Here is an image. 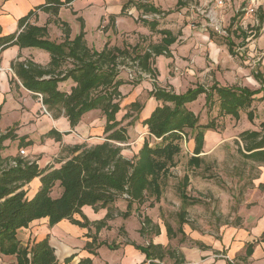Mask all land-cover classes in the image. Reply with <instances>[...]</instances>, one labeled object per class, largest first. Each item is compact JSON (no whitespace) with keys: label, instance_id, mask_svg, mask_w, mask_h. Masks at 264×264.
Segmentation results:
<instances>
[{"label":"trees","instance_id":"16d2710c","mask_svg":"<svg viewBox=\"0 0 264 264\" xmlns=\"http://www.w3.org/2000/svg\"><path fill=\"white\" fill-rule=\"evenodd\" d=\"M71 1L45 0L43 4L31 9L18 19L14 32L0 34V50L15 44L47 51L50 60L45 66L29 60L12 63L21 84L36 96L40 94L46 111L53 118L60 115L66 117L71 128L81 121L85 113L99 109L105 118L103 132L107 134L103 141L89 147L82 144L67 146L69 156L62 159L58 167L40 168L35 161L17 156L11 157L17 160L15 166L0 168V254L14 255L15 261L11 264H60L47 236L30 246L20 244L17 239V230L27 227L34 219L48 217L49 226L68 219L86 227L89 221L82 208L90 206L94 211L107 210L105 216L94 224L95 230H99L104 226L108 227V220L117 212L115 203L120 195L126 200V210L121 213L123 217L130 214L133 203L137 204V212L139 205L149 195H154L155 200H158L163 180L167 179L170 167L175 165V157L181 150L178 141L186 137L188 132L193 134L194 145L193 154L187 163L194 167L200 166L203 162L199 154L202 152L204 132L216 127L213 118L200 123L199 117L187 107L200 94H204L205 106L210 110L215 100H218V115L238 119L240 110L249 108L254 95L259 92L246 86H222L216 82L208 87L196 84L183 92L159 86L156 82L158 70L155 59L159 55L171 56L169 46L176 41V36L166 28L157 30L161 36L159 42L149 43L146 47L136 43L112 48L105 44L97 51L86 46L82 30L70 38V27L64 20L55 19L63 26L64 38L60 42L48 37L46 25L28 21L37 10L57 15L59 8ZM130 2L131 0H127L122 6V13L126 12ZM136 6L143 12H160L152 5L137 3ZM140 20L146 19L141 17ZM144 22L149 24L151 30L157 25L155 20ZM231 45L229 50L232 49ZM127 61H136L140 69L153 79L148 94L158 101L151 113L141 121L147 127L148 138L144 139L138 152L130 158L121 153V145L117 144L128 140L126 128L121 123L129 112H125L122 119H116L121 97L118 90L121 83L117 78L120 72L118 66ZM254 77L261 81L259 72ZM68 79L73 84L68 90L60 89L59 83ZM139 82L140 77L134 80V84ZM137 105L135 102L131 103V106ZM246 114L249 120L253 118L252 110H248ZM259 126V130H244L239 133L241 146L238 140L236 142L244 157L264 164V121ZM14 130L15 127H12L0 133V148L5 139L15 137ZM46 136L59 140L61 134L51 129ZM149 138L156 140L154 145H150ZM20 142L24 145L31 144L30 141ZM4 159L7 160L8 157ZM38 176L40 186L28 197L24 187ZM188 181V174H184L179 184L180 197L186 203L189 202V196L185 193ZM56 182L60 193L53 197L51 192ZM182 212L179 213L180 223L184 221ZM75 214L80 215L82 221L74 218ZM149 224L157 234V225L148 216H144L141 221L140 233ZM166 229L168 236H171L169 224ZM178 230L181 231V228ZM133 245L146 255L149 264H161L166 252L163 246L152 242L145 246ZM86 248L93 250L91 242L86 244ZM167 253L171 254L170 251ZM70 258L71 256L64 261L67 262ZM77 264H90V259H82Z\"/></svg>","mask_w":264,"mask_h":264},{"label":"rangeland","instance_id":"374dc122","mask_svg":"<svg viewBox=\"0 0 264 264\" xmlns=\"http://www.w3.org/2000/svg\"><path fill=\"white\" fill-rule=\"evenodd\" d=\"M113 8H115V4H112V9ZM179 8L181 9L180 6H175L173 9L169 8L174 14L168 18H166L168 10H160V12H121L124 16H118L120 18L118 23L115 22L116 17L114 15L107 16L106 13L101 14L98 7L79 12L77 20L73 19L70 12L66 10H63L60 13L61 17L58 18L66 21L69 27L72 28L70 29L69 37L73 35L72 31L75 33L74 36H76L82 30L84 32L83 38L86 46L97 51L101 50L105 44L112 48L115 46L122 47L124 44L134 45L136 43L141 47H146L149 43L158 42L161 37L160 34L151 30L149 24L144 21L155 20L159 27H164V25L169 26L176 34L181 33L182 26L189 24L192 32L189 35L190 42L186 43L184 37L178 38L177 43H174L176 48L173 50L176 56L173 55V60L167 58L165 62H163V59L156 57L157 64L155 63V66L157 65V70H160L158 72L159 75L156 77L157 84L159 86H165L166 88H172L178 92H183V90L188 86L190 87L191 84L209 86L214 80L213 72L212 70L202 72V70H204V65L209 66L210 62L214 63V61L219 63L220 71L225 75L227 83L230 82L232 85H243L247 82L246 77L248 76L243 75L244 78L241 79L240 77L238 78L237 75V78L231 81L232 79L227 76L226 71H237L239 67H243L246 68L247 72L249 71V74H252L253 77L256 72H261V59L259 64L252 67L243 56L236 54L235 48L238 45L244 44L245 41L240 40L241 38L238 36H235L233 39L231 38L230 35L233 29L232 24L227 25L221 21L220 11L218 17L220 23H222L223 32H218L211 26L203 29L199 26V20L201 18L196 17V21L191 17L188 18L187 16H190L188 12H182ZM154 13H156V16ZM127 14L134 20L127 17ZM143 14H148L149 18H144L146 19L144 21L140 20ZM82 15L85 20L81 19ZM52 16L50 19H53ZM80 19L82 21H80ZM54 24L56 23L54 22ZM56 25V28L51 31V35L48 36L55 41L64 38L62 32L63 26L59 23ZM107 32L109 36L105 39ZM226 33H228V36ZM263 33L264 32H262V34ZM258 34L259 33H256L255 36ZM228 39L233 41L231 49L232 55L226 54L224 49H222L226 47ZM211 41L216 43L219 48L222 47V53L213 56V58H211L212 54L210 50H208V43ZM185 44L190 46L188 50L186 49L187 45L183 47ZM181 49H185V51L181 52ZM258 51L264 50L258 49ZM162 58L166 57L162 56ZM128 62L129 61H127L126 64ZM126 64L118 66L120 72L117 78L121 81L118 90L121 97L119 100L120 110L116 114V119H122L125 112H129L121 123L126 128L128 140L125 142H117V144L121 145V153L130 158L138 152L144 139L148 138L147 127L141 123L143 118L142 109L150 99L148 94L150 91L149 83L152 84L153 79L150 77H140V82L134 84V80L138 77L132 78L129 76V72L134 73L133 67L127 66ZM172 79L173 84L169 82V80ZM255 81L257 82L255 86H258L260 81ZM63 82H66V80ZM59 88L62 89L64 86L60 85ZM40 102L39 100V103ZM133 102L138 105L131 106ZM256 104L251 106L254 117L253 120L249 122L246 117L247 109H242L240 117L234 119L227 115H218V100H215L211 110L205 106V99L202 94L199 98L197 97L194 101L189 102L187 107L199 117L201 122H206L213 118L216 125L215 130H210L206 134L207 136L204 140L202 152L200 153L203 162L197 167L188 165L187 160L192 155L194 145L193 134L188 132L186 137L178 141L181 150L175 157V165L170 167L169 175L167 179H165L166 181L163 180L164 183L162 185V193L159 201L155 200L154 195L147 196L145 202L139 205L137 209L139 215L135 213V218H131L132 224L128 225L129 229L133 231L132 228L134 226L141 227L143 217L149 216L150 218H156L157 221L161 222L163 225L164 223H168L170 227L176 231V236L172 238L174 244H180L181 242L193 244L192 241L186 238L187 236L182 237L180 232L177 231L180 225L179 213L181 211H183L182 218L184 217L185 220L182 227L196 230L200 232L201 235L210 234L215 238H219L218 231L221 224L234 223L237 221V213L241 211L242 207H245L244 205L246 204L243 203V200L246 197H250L248 195H250L252 188V180L258 174L256 163L259 162L253 163V160L244 157L238 149V144L241 146L242 143L238 137L239 133L250 127L259 128L260 120L264 119V104L259 102ZM40 110L41 111L38 110L37 115H34V123H37L44 110L41 104ZM41 121L42 120H40V122ZM104 121V115L99 109L85 113L79 128L82 130H78L77 137H73L71 140L67 141L68 144H58L55 138V140L52 139L50 140L51 142H48L49 140L46 133L40 134L44 131V126L41 123L36 124L37 128L33 131L35 140L31 141L35 143V145L36 143L39 144V146H33L31 149L26 148V159L37 161L40 167L59 165L62 159L69 156L67 146L70 147L75 144H82L85 147H89L103 141L107 134L103 132ZM59 133L62 136V134L67 135L70 132ZM70 136L71 135L67 136L66 139H69ZM73 139L77 142H74ZM148 140L150 145H154L156 142L154 138H149ZM236 140L239 141L238 144ZM20 141L23 140L20 139ZM42 144H44V148H46V153L40 151L41 148H37L41 147ZM20 146L26 147L24 143L21 142L19 148ZM184 174H188L189 176L188 184L185 187V193L189 196V202L187 203L186 201H184L185 203L183 202L179 194V184ZM59 193L60 187L55 184L52 188L51 195L55 197L59 195ZM27 196H29V194H27ZM117 202L125 204L123 195H120ZM135 206V204L132 205V209H135ZM115 211H117L116 214L118 219L122 220L121 218H125L120 214L121 212L118 208H116ZM114 222L118 223L116 221ZM137 231L140 232V228L137 229ZM154 231L152 225L149 224L146 226L144 232L140 233L142 237L137 236L134 231L131 235L139 242L145 244V241L151 238ZM124 233L125 231L120 226L119 234L124 236ZM112 237L113 234L110 232H107L105 235L106 240ZM106 257H109V255H106ZM170 263L171 260H169L167 256L161 261V264Z\"/></svg>","mask_w":264,"mask_h":264},{"label":"crops","instance_id":"0c3cea01","mask_svg":"<svg viewBox=\"0 0 264 264\" xmlns=\"http://www.w3.org/2000/svg\"><path fill=\"white\" fill-rule=\"evenodd\" d=\"M44 1L45 0H0V34H8L14 32L17 29L18 19L27 14L34 7L43 4ZM126 1L127 0H72L68 4L62 5L59 8L57 15H53L50 12H45L43 10H37L36 14L32 15L28 21L30 23L41 26L46 25L48 36H50L51 31L54 30L57 26L56 24H58L55 19L61 17L60 13L63 10L69 11L71 17L77 20L79 17V12H83L87 9L91 10L94 9V7H98L101 14L106 13L107 16L114 15L116 17L115 22L118 23V20L120 19L118 16H124L123 14H121V10L123 4L126 3ZM262 2V0H258V8L260 10L259 13L261 16L263 15V10H261ZM137 3H144L145 5L149 6L152 5L153 7L161 11L168 10L166 18L174 14V12L169 8L173 9L175 6H180L181 9H179L182 12H188V15H190L187 16L188 18L191 17L194 20L196 19V16L194 14L189 13L188 7L183 0H131L125 13H134L139 11L142 12V9H138V7L136 6ZM238 3V0L229 1L226 4L225 8L222 10L220 19L224 24H232L233 29L231 31V35L229 33L232 39L235 36H238L241 38L240 40L245 41L247 37L245 27L250 24V19L246 18L244 23L238 20L235 13ZM112 4H115V8L113 9ZM51 16L53 19H50ZM127 17H129L131 20H134L129 15ZM81 19H84L83 15L81 16ZM199 21L203 22V19L201 18ZM54 22L56 24H54ZM162 28L169 29L176 36V41L174 42L175 44L180 37H184L186 43L190 42L189 35L192 32L190 30L189 24L182 26L180 34L174 33L173 29L169 26L164 25V27H159L158 23L153 31L157 32V29ZM70 29L72 28L70 27ZM108 32L105 39H107V36H109ZM72 34L73 35L70 38H73L75 33L72 31ZM226 34L228 36V33ZM62 40L63 39H58L56 41L60 42ZM232 42V40L228 39L226 47H221L228 55H232L231 50H229V45H231L230 43ZM174 43L169 46L171 56L159 55L157 57L159 59H163V62H165V59L167 58L173 60V55L176 56L175 51L173 50L176 48ZM247 45L250 49L264 50V33H259L253 38V40L249 41ZM185 46L187 50L190 47L188 46V44H185L183 47ZM221 48H219V46H217V44L213 41L208 43V50H210V53L212 54H210L211 58L219 53H222ZM180 51L184 52L185 49H181ZM162 56H165L166 58H162ZM26 60L33 61L36 64L45 66L48 64L50 56L49 53L44 49L36 47H19L15 44L0 50V133H4L8 129L15 127V130L13 132L15 134V137L7 138L2 142L0 155L4 158L18 156L19 149L24 148L23 146H20L19 148L20 139H22L23 142H31V144L25 145V150L26 148L31 149L33 146H39V144L36 143L35 145V143L32 142L33 140H35L33 131L35 130V128H37L36 124L41 123L45 128L43 129L44 131L40 134L47 133L51 129H55L58 132H70L67 135L62 134L60 140H56L58 144H68L67 141L71 140L73 137L76 138L78 135V130H82L79 129L82 119L77 125L71 128L66 117L60 115L58 118H53L50 113L46 111L43 104L41 102L39 103L40 99L38 98V96H36L34 92L26 89L21 84L11 65L15 61ZM155 63L157 64L156 59ZM218 64L219 63H217V61H214V63L210 62L209 66L204 65V70H202V72L212 70L214 77L212 83L216 82L218 85L232 86V83H227V79L223 72L220 71V65ZM159 71L160 70H158V72ZM226 72L227 76L232 79L231 81L235 80L237 78V75L238 78L240 77L241 79L244 78L243 75L248 76L246 77V83L237 86H246L250 89H257L259 91L254 95V100L252 101L251 106L258 102L264 104V54L261 58V72L259 73L261 74V81L258 86H255V83H257L255 81L256 79L252 76V74H249V71L247 72L246 68L239 67L237 71L232 70ZM172 81L173 79L169 80L170 83H172ZM72 84L73 81L71 79H68L66 80V82H60L59 86L63 85L64 88L62 89L68 90ZM195 85L191 84L190 87ZM151 88L152 84L149 83V90ZM186 88L184 90H186ZM202 95L204 96V94ZM157 103L158 101L151 96L148 100V103L144 105V108L142 109V119H144L151 113ZM40 104L44 110L42 111V115H40L37 123H34V115H37L38 110L41 111ZM251 106L247 108V111L252 110ZM40 120L42 121L40 122ZM252 120L253 118L251 120L248 119L249 122ZM262 121H264V119L260 120V122ZM199 122L206 123L207 121L201 122L199 119ZM259 129L260 126L259 128L250 127L245 130ZM210 130L215 129L205 130L204 140L207 136V132H209ZM69 135H71L69 139H66ZM47 137L49 140L48 142H51L50 140L52 139L55 140L54 137ZM74 142L77 141L74 140ZM37 148H41L40 151L44 153L47 152L46 148H44V144H42L41 147ZM242 150L243 152H246L243 148ZM252 162L255 163L256 161ZM36 163L38 164L37 161ZM58 166L59 165L51 166L50 168ZM256 166L258 168V174L252 180V188L250 191V195H248L250 197H246L243 200V203L246 204L244 205L246 208L242 207L241 211L237 213V221H235L234 223L221 224L219 226V238H215L210 234L201 235V233L196 230H193L191 228L186 229L185 227H182L183 223H185L184 220L178 226V228H181V231H179L178 228L177 231L180 232L182 237L187 236L186 238L192 241L193 244H188L186 242L174 244L172 238L176 236V231L171 228L172 234L171 236H168L166 229V225L168 223H164L163 225L161 224V222L157 221L156 218H150L148 216L151 219L152 223L157 225L158 233L156 234L154 231L151 238L145 241V244H143L131 235V233H133L134 231L137 236L142 237L140 235V232L137 231V229H139L140 227L134 226L132 228L133 231H131L128 226L129 224H132L131 218H135L134 214L137 213L139 215L138 211L136 212V208H130V214L125 218H121L122 220L118 219V216L116 214L117 212H115L114 217L107 222L108 227L104 226L99 230H95V222L102 219L105 216L107 210L99 209L98 211H94L90 206H84L82 208L84 215L89 221V225L86 227L74 224L68 219H62L54 225L49 226L48 217H42L39 219H34L28 224L27 227L18 229L16 232V237L19 240L20 244L30 246L33 242L39 241L47 236L48 243L53 248L54 254L60 264H77L80 260L86 258L90 259V264H149L146 255L133 245V243H135L141 246H145L149 242H152L153 244H160L161 246H163L166 251L164 257L167 256V258L171 260L170 264H264V164L259 162L256 163ZM56 185H58V182H56ZM39 186L40 179L38 176L25 185L24 188L27 191L26 195L29 194L28 197H31L38 190ZM117 201L115 203V207L118 208L121 213L124 212L126 210V200H124L125 204L118 203ZM156 201H159V199ZM144 202H142L141 204H143ZM134 204L137 206L136 203H133L132 205ZM74 218L82 221V218L78 214H75ZM114 221L118 223H115ZM120 226L125 231L124 236L119 234ZM107 232L113 234V237L109 240H106L105 238ZM88 242H91V247H93V250L86 248V244ZM167 251H170L171 254L169 255ZM106 255H109V257H106ZM70 256V260H68L67 262L64 261L65 258ZM14 261V255L0 254V264H11Z\"/></svg>","mask_w":264,"mask_h":264},{"label":"built area","instance_id":"2783aa9c","mask_svg":"<svg viewBox=\"0 0 264 264\" xmlns=\"http://www.w3.org/2000/svg\"><path fill=\"white\" fill-rule=\"evenodd\" d=\"M184 3L188 7V11L194 14L196 17L202 18L203 22L199 23V26L203 29H206L208 26L213 27L218 32L222 31V25L219 19V11L225 8L226 4L232 0H183ZM239 3L236 7L235 13L239 21L245 22L246 18L250 19V24L245 27L246 30V39L245 43L242 45H238L235 48L236 54L243 56L247 63L254 67L259 64L260 59L263 56V51H258V49H250L248 47V42L253 40L256 33L264 32V0H262L263 15L261 16L259 13V3L258 0H238ZM156 16V13H154ZM142 18H149L148 14H143ZM225 33V31H224ZM249 48V49H248ZM127 66L133 67V72H129V76L132 78L136 77H149L144 71L140 69L138 64L134 61H129ZM126 67V66H125ZM39 99L41 100V95L38 94ZM18 156L20 158L26 159V150L24 148H20L18 151ZM17 164V160L15 158H8L5 160L2 156H0V168H7L10 166H15ZM158 261V260H156Z\"/></svg>","mask_w":264,"mask_h":264}]
</instances>
